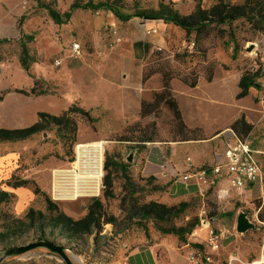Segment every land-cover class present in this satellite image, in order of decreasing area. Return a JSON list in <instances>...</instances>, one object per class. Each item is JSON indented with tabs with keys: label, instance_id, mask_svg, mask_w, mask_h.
Here are the masks:
<instances>
[{
	"label": "rangeland",
	"instance_id": "obj_1",
	"mask_svg": "<svg viewBox=\"0 0 264 264\" xmlns=\"http://www.w3.org/2000/svg\"><path fill=\"white\" fill-rule=\"evenodd\" d=\"M73 1L55 0L53 6L64 12L68 10ZM160 1L125 0L131 8L138 6L147 9L158 8ZM243 1L232 0L233 3H243ZM214 3L215 0H202V5L205 8L211 7ZM174 6L181 14L187 15L195 10L196 1L183 0L175 3ZM29 12L24 18L22 28L24 33L27 35L32 34L33 38L25 37L24 40L38 62L54 63L56 57L63 54L62 50H59V46L70 41L80 42L83 56L86 57L101 56L111 52L118 43L123 41L118 27L111 21L114 15L110 11L75 10L72 19L69 20L71 25L67 29H62V25L56 24L49 12L39 6L38 0L36 3L34 2ZM141 19L144 20L145 18ZM152 23L146 28L156 29L157 32L148 34L147 29L144 28L147 39L152 36L155 40H146L143 61V101L153 103L154 93L162 91L165 80L169 79L172 95L179 103L185 122L200 124L203 128L196 127L201 128L204 137H207L205 131L209 132L213 128L223 125L237 115L239 107H247L250 104V96L239 100L238 104L232 103L235 101L234 93L238 88V84L232 82H236L244 72L260 73L257 81L261 86L256 88L259 92H256L253 88L251 91L252 93H258L257 96H253L254 101L262 102L263 93L261 90L264 86V65L260 62V53L264 49V29H258L248 20L240 18L232 23H212L200 34L193 32L191 35H187L181 27L166 23L162 19L155 20ZM65 32H67L68 39L64 42L63 33ZM4 37L9 40L0 42V83L8 84L9 80L15 77L20 79L19 76L25 74L20 62L22 36L18 30H15L0 34V39ZM40 66L41 64L38 65V67ZM34 69H37L35 63L31 66L32 72L35 73ZM209 76H212V81L208 80ZM224 76H227L231 83L227 85L224 82ZM215 79L216 81L212 85H208ZM39 81L37 89H44L49 92V86L45 82ZM193 81H197L195 87L190 85ZM201 83L205 84L204 89L207 91L208 98L202 97L195 107L193 106L184 111L181 101L184 100V104L189 99L188 97L192 96V91L196 90ZM30 88L24 87L26 90ZM13 89V86L1 88L0 93ZM209 98L215 100L212 102ZM39 101H37V98L32 100L23 98L22 106L27 109L28 120L32 116V111L37 107L49 112L55 110L49 102V98H42ZM186 104L189 106L188 102ZM150 110L148 116L141 117L136 121L138 122L135 128L137 132L134 129L131 135L135 139L143 134L153 135L154 141L142 143L138 150L145 148L147 144H153L160 148L163 147L165 153L172 142L188 141L181 140L183 139L182 129L168 106L162 103L159 106L154 104L150 106ZM184 114H187L186 118ZM91 116L93 115L91 114ZM74 118L78 124L76 142L69 140L65 143L64 139L58 135L56 127L49 128L40 134L38 142L41 143L42 148L39 151H37V136L36 139L32 138V140L14 143L0 142V154L15 155L11 158L12 160L9 159L5 164L7 168L0 178V185L3 184L1 187L14 192L16 189L7 185V182L13 176V179L19 178L32 181L29 185L20 187L22 188L20 198L14 192L16 198L8 205H2V210H9L16 217H23L27 210L33 207L44 211L47 216L52 215L47 210L43 194L45 193L50 197L52 170L60 167L61 164L64 165L63 161L68 162L73 158L78 143L103 139L95 136L94 131H98L95 126V117L93 122L80 113L74 114ZM87 133H91L93 136H85ZM127 134L129 135L124 129L123 131L113 132L108 137L110 139H107L109 141L105 143V158L111 161H125L132 164L133 161H128L127 157L133 150L135 151L130 146L137 145V142H120L121 137ZM247 139L252 141L254 146L262 148L264 146V125L258 126L255 124ZM8 162L11 163L8 164ZM261 162L264 168V156ZM26 169L28 171H25ZM109 171L113 177V196L105 197L102 193L99 197L107 214L115 215L117 222L103 225L102 231L98 234L97 243L93 240V235L84 236L79 241L73 242L64 240L58 233L55 235L54 241L65 244L67 253L76 264H113L120 259L119 250L123 247L122 240H129L131 237H135L137 233L145 232V228L154 227L152 220L140 222L138 218L134 217L131 205L151 200L167 204L175 203L167 193L170 182L163 183L158 181L157 178L150 182L149 176L135 175L130 168L129 176L136 187L135 191H132L120 169L110 165ZM105 174H107L106 169ZM157 185L164 188L156 190L154 187ZM36 186L40 188L41 193L36 194L34 192ZM91 199L92 197H80L75 200L55 202L66 214L74 218H80L85 215ZM189 201L190 207L178 218H175L173 223L185 225L195 216L203 218L199 226H202L203 222L211 221L213 218L216 221L220 220V225L212 224L210 228L209 234L216 238L223 232L225 234H229L230 231L237 232L236 213L239 210L246 211L255 223L256 228L238 234L242 238L236 244L234 252L238 253L244 262L258 260L264 254V222L259 219V214L264 211L263 199L254 198L251 201L252 205L235 201L237 205L233 210H230V203L219 202L214 189L210 188L205 196H193ZM228 211H233V214H225ZM212 214L215 215L211 216ZM191 235L192 233L188 235V238ZM35 240H38L36 234L29 232L24 234L22 238L13 241L11 245L0 243V255L11 246L26 244ZM223 262V264H227V261ZM0 264H66V262L58 254L52 253L46 248H37L21 255L10 256Z\"/></svg>",
	"mask_w": 264,
	"mask_h": 264
},
{
	"label": "crops",
	"instance_id": "obj_2",
	"mask_svg": "<svg viewBox=\"0 0 264 264\" xmlns=\"http://www.w3.org/2000/svg\"><path fill=\"white\" fill-rule=\"evenodd\" d=\"M171 1L179 3L183 0ZM34 2L36 3L37 0H0V34L15 30H18L21 34L19 19L22 16L25 18L30 13V8ZM52 20L54 21L53 18ZM155 20L159 19L145 18L143 20L133 17L128 21H121L114 16L111 21L118 27L123 41L118 43L113 51L101 56H83L82 49L81 56L72 57L70 48L71 43L74 41H70L59 46V50H62L63 54L60 57L57 56L55 61L60 60V64H56L55 61L54 63L45 64L42 61L38 62L35 58L31 62V66L33 63L37 65V69H34L35 73L32 72L31 68V73L24 69L25 74L24 76L20 75V79L15 77L9 80L8 84L0 83V92L1 88L14 87L13 90H6L5 93H0V127H26L38 120L39 112L61 114L71 106H77L91 112L96 118L95 126L98 129L97 132L94 131L95 136L103 138L99 140L108 142L109 140L107 139H110L108 137L113 132L123 131L141 118V103L144 96L143 61L146 42L155 40L152 36L147 39L144 28L152 25ZM68 22L55 23L62 25V29H67L71 25ZM63 37L65 42L68 39L67 32L63 33ZM40 64L41 66L38 67ZM35 79L45 82L50 88L49 92L40 95H26L17 90L24 89V87H33ZM223 79L227 85L231 83L227 76H224ZM239 79L240 77H238L236 82L233 81L232 83L238 84ZM215 81L216 79L208 83V85H212ZM204 85V83H201L196 90H193L192 96H189V99L184 104V100L181 101L184 111L193 106L195 107L202 97L208 98ZM238 89L234 93L235 101L232 103L238 104L239 100L249 96L251 102L247 107H239L235 117L209 132L205 131L207 136L205 139L172 142L165 153L163 152L165 150L163 147L162 149L153 144H147L141 150L135 149L131 165L132 172L141 176L153 175L158 181L163 183L170 182L167 187V193L169 198L175 203L189 201L193 196H205L210 188L214 189L219 202L230 203V210H233L237 205L235 201L252 205L251 201L254 198L264 200V182L262 184H249L245 190H239L233 185L231 177L228 175L221 176L211 187L198 184L195 180L184 183L179 177L180 173L188 168L212 165L226 159V151L238 143V138L230 128V125L242 113L245 114L246 119L250 123L258 126L264 125V104L255 102L253 99V96H257L258 93H252L250 90L247 96L237 99L236 93ZM253 89L259 92L256 88ZM23 98L31 100L37 98V101H41L42 98H49V102L55 110L49 112L37 107V109L32 111V116L28 120L27 109L22 106ZM209 99L212 102L215 100L214 98ZM186 102L189 103V106ZM184 115L186 118L187 114ZM188 124L191 127H202L196 122ZM36 136L37 151H39L42 148L41 143L38 142L40 134L35 135L33 138L36 139ZM85 136L90 137L93 134L87 133ZM27 140H32V138ZM247 140L251 144L255 158L262 165L264 146L262 148L254 146L252 141ZM13 157L15 155L0 154V178L6 172V162L9 159L12 160L11 158ZM63 162L64 165L61 164V166H65L68 163ZM25 171H28V169ZM21 189L14 190L19 198ZM239 212L240 210L236 213V216ZM212 224L220 225V220L216 221L213 218L211 221L203 222L202 226L192 232L189 240L202 243L208 251L211 250L208 243L211 237L209 233ZM238 234H240L238 231H230L229 234L223 232L221 235L216 236L220 247L217 250H211V252H213L214 258L219 264H223V261L228 262L232 255H236L244 262L239 254L234 252L236 244L242 238ZM121 243L123 247L119 250L120 259L113 264H197L189 258L191 253L198 251L196 247L180 241L175 234L162 233L153 226L149 227L148 235L145 232L137 233L135 237H131L129 240L124 239Z\"/></svg>",
	"mask_w": 264,
	"mask_h": 264
},
{
	"label": "trees",
	"instance_id": "obj_3",
	"mask_svg": "<svg viewBox=\"0 0 264 264\" xmlns=\"http://www.w3.org/2000/svg\"><path fill=\"white\" fill-rule=\"evenodd\" d=\"M195 1V10L187 15L181 14L174 6L175 2L171 0H161L158 8L156 9L140 8L138 6L131 8L127 5L125 0H74L70 4L68 10L64 12H61L53 6L55 0H38V4L40 7L45 8L49 12V15L58 24L68 22L75 10L83 9L93 11H110L121 21H128L133 17L162 19L166 23H172L181 27L186 31L187 35H191L193 32L200 34L212 23H232L240 18L248 20L258 29H264V0H244L243 3H233L232 0H215V3L209 8L203 7L202 0ZM23 20L24 16L19 19V29L22 35L20 42V62L23 69H25L28 73H31V62L35 60V57L31 54L24 38L28 37L31 39L32 35H26L23 33L21 28ZM8 40L9 39L7 37H4L0 39V42ZM259 76V72H244L238 81L239 89L236 93V98H243L250 93L251 88L260 87L261 85L257 81ZM208 80L212 81V76H209ZM39 82L40 81L38 79H35L34 86L29 90L19 89L18 91L26 95H40L47 93V90L37 89ZM190 85L195 87L197 85V81L191 82ZM161 103L168 106L172 110L178 125L182 129L183 139L181 140H197L206 138L204 137V133L201 128H192L185 122L179 103L172 95L169 79L165 80V85L162 91L154 93L153 103H147L142 100L141 117L149 115L151 105L155 104L156 106H159ZM76 113L82 114L91 122L95 120V118L91 116L90 111L77 106H71L62 114L39 112L38 120L29 126L20 128L0 127V142H17L27 140L52 127H56L58 135L64 139L65 143L69 140L76 142L78 133V124L74 118V114ZM137 124L138 122L126 127L125 131H127L129 135H123L120 140L128 143L137 142V145L130 147L131 149L134 148L138 150V147H141L140 145H142V143L145 144V142L154 141V136L143 134L138 139L132 137L131 133L136 128ZM253 128L254 124L250 123L246 119L244 113H242L231 124V129L240 140L247 139V136L252 132ZM135 130V132H137V129ZM110 165H114L115 168L122 171L127 184L132 191H135L136 187L134 183L131 182L132 179L129 176V170L132 164L125 161H111L106 158L105 169L107 170V174H105L104 178V196H113V177L112 173L109 171ZM13 178L14 176L9 179L7 185L14 189L25 187L32 182L28 179ZM148 178L150 182L156 179L154 176H149ZM154 188L157 190L164 187L157 185ZM34 192L39 194L41 193V190L36 186ZM43 194L45 196L47 210L52 213L51 216H47L45 212L40 209L30 207L23 217H16L9 210L1 209L2 205H8L11 201H13L16 198V194L0 186V243L11 245L13 241L22 238L24 234L29 232H34V234H36V239L38 240L43 239L51 241H54V238L56 237L55 235L58 233L68 242L79 241L84 236L93 235V240L97 243L98 234L102 231L103 225L107 223L114 224L117 222V217L115 215L107 214L104 204L99 196L92 197L84 216L74 218L62 211L51 196L49 197L48 195H45V193ZM131 206L133 216L138 218L140 222L152 220L154 227L160 232L175 234L178 236L180 241L189 243L191 246L196 247L198 251L202 252L205 249L204 244L190 241L188 238V235H190L193 230L201 224V217L195 216L185 225H176L173 223L175 218H178L190 207V201H180L173 204H167L151 200L145 203H136ZM225 214L232 215L233 211L225 212ZM213 215L215 214H212L211 216ZM259 219L264 222V211L259 214ZM145 232L148 235L147 228H145ZM56 243L65 246L64 243Z\"/></svg>",
	"mask_w": 264,
	"mask_h": 264
},
{
	"label": "built area",
	"instance_id": "obj_4",
	"mask_svg": "<svg viewBox=\"0 0 264 264\" xmlns=\"http://www.w3.org/2000/svg\"><path fill=\"white\" fill-rule=\"evenodd\" d=\"M152 32L155 33L157 30L147 31V33ZM81 54V44L72 42L70 55L79 57ZM260 62L264 65V49L260 53ZM55 63L60 64L61 61L56 60ZM261 92L264 103V86ZM105 143L104 140L78 143L73 158L65 166L52 170L50 196L54 201L98 197L103 193L105 188ZM225 155L224 161L182 171L179 175L180 180L184 183L195 180L198 184L211 187L221 176L228 175L231 177L233 185L239 190H245L249 184L264 182V169L255 158L251 144L247 139L240 140L238 138L237 145L230 147ZM208 245L211 250H217L220 247L213 236L210 237ZM211 250L208 251L205 248L202 252L196 251L191 253L189 258L197 264H219ZM227 264H264V254L260 259L252 262H242L236 255H232Z\"/></svg>",
	"mask_w": 264,
	"mask_h": 264
},
{
	"label": "water",
	"instance_id": "obj_5",
	"mask_svg": "<svg viewBox=\"0 0 264 264\" xmlns=\"http://www.w3.org/2000/svg\"><path fill=\"white\" fill-rule=\"evenodd\" d=\"M133 152H131L127 157L128 161L130 162L133 161ZM255 228H256V225L250 219L248 213L246 211H240L236 219V230L239 233H245L248 230L255 229ZM37 248H46L50 252L58 254L60 257L63 258L66 264H76L72 260L71 256L67 253L65 246L61 244H57L56 242L51 241V240H43V239H39V240H35V241L29 242L26 244L15 245V246L7 248L0 255V263L6 260L10 256L21 255L33 249H37Z\"/></svg>",
	"mask_w": 264,
	"mask_h": 264
}]
</instances>
